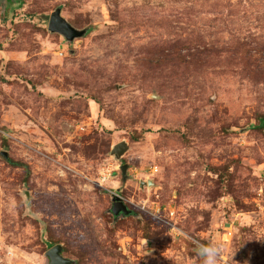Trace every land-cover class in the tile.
<instances>
[{
    "label": "rangeland",
    "instance_id": "374dc122",
    "mask_svg": "<svg viewBox=\"0 0 264 264\" xmlns=\"http://www.w3.org/2000/svg\"><path fill=\"white\" fill-rule=\"evenodd\" d=\"M260 115L264 0H0V264H264Z\"/></svg>",
    "mask_w": 264,
    "mask_h": 264
},
{
    "label": "water",
    "instance_id": "95a60500",
    "mask_svg": "<svg viewBox=\"0 0 264 264\" xmlns=\"http://www.w3.org/2000/svg\"><path fill=\"white\" fill-rule=\"evenodd\" d=\"M48 30L52 33H58L62 35L68 41H73L74 39L82 37L86 34V30L76 29L62 16L60 7L51 13L48 24ZM127 150L128 144L125 141H122L121 143H118L117 145L112 147L111 155H113L116 159L120 160L122 156L127 152ZM121 168L124 172L123 181H126L127 166L123 165ZM130 212L131 211L122 202L121 198L118 195H115L113 197L112 213L115 216H118L120 214L129 215ZM46 256L49 258L50 264L72 263L70 259H67L62 255V245L60 244L50 248L49 251L46 253Z\"/></svg>",
    "mask_w": 264,
    "mask_h": 264
},
{
    "label": "trees",
    "instance_id": "16d2710c",
    "mask_svg": "<svg viewBox=\"0 0 264 264\" xmlns=\"http://www.w3.org/2000/svg\"><path fill=\"white\" fill-rule=\"evenodd\" d=\"M260 128H264V115H260L258 118Z\"/></svg>",
    "mask_w": 264,
    "mask_h": 264
}]
</instances>
